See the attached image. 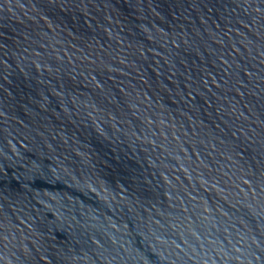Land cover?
<instances>
[{
    "label": "water",
    "instance_id": "1",
    "mask_svg": "<svg viewBox=\"0 0 264 264\" xmlns=\"http://www.w3.org/2000/svg\"><path fill=\"white\" fill-rule=\"evenodd\" d=\"M0 264H264V0H0Z\"/></svg>",
    "mask_w": 264,
    "mask_h": 264
}]
</instances>
